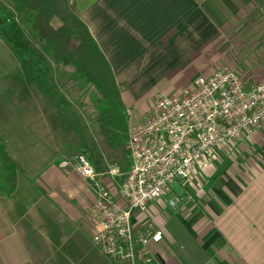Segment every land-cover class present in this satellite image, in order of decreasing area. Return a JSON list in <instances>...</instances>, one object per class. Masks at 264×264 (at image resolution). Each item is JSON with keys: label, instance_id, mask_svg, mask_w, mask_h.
<instances>
[{"label": "crops", "instance_id": "obj_1", "mask_svg": "<svg viewBox=\"0 0 264 264\" xmlns=\"http://www.w3.org/2000/svg\"><path fill=\"white\" fill-rule=\"evenodd\" d=\"M70 2L111 65L128 130L161 94L179 93L225 61L229 27L233 68L249 85L264 80V0ZM94 126L80 128L70 148L57 136L52 143L41 134L20 143L6 138L21 171L14 192L0 195V264H116L93 241L100 228L93 207L98 184L117 195L122 175L109 171L118 160L96 144ZM12 133L22 131L0 127V138ZM78 146L89 150L96 180L74 168ZM174 189L178 207L156 199L133 217L164 231L149 244L162 264H264V126L218 145L207 165Z\"/></svg>", "mask_w": 264, "mask_h": 264}, {"label": "built area", "instance_id": "obj_2", "mask_svg": "<svg viewBox=\"0 0 264 264\" xmlns=\"http://www.w3.org/2000/svg\"><path fill=\"white\" fill-rule=\"evenodd\" d=\"M263 126L264 80L249 85L229 66L198 75L179 93L161 94L148 115L128 130L130 167L118 194L98 184L93 212L100 228L94 243L121 264H162L149 244L160 241L164 231L151 221L134 223V215L156 199L178 207L177 182L202 170L218 145ZM73 164L84 177L96 180L86 153H76Z\"/></svg>", "mask_w": 264, "mask_h": 264}, {"label": "rangeland", "instance_id": "obj_3", "mask_svg": "<svg viewBox=\"0 0 264 264\" xmlns=\"http://www.w3.org/2000/svg\"><path fill=\"white\" fill-rule=\"evenodd\" d=\"M70 10L76 11L74 6ZM0 13L4 18L0 25V127L7 133L11 127L22 131V134L12 133L2 138H10V142L18 143L20 137L26 142L41 134V142L52 143L57 136L65 142V148H70L80 142V128L88 125L93 128L95 125L96 144H101L99 92L96 86L75 80L72 75L74 66L57 63L45 50L27 19L29 12L24 5L2 0ZM226 38L225 61L217 63L215 69L224 66L233 68L232 27L226 31ZM142 109H136L133 115H138ZM30 128H33L31 132ZM83 137L84 140L88 139L87 134ZM127 139L128 132L125 134V144ZM74 150L89 153L87 148L81 146ZM128 154L126 148L125 156L117 161L119 165L115 164L109 171L119 169V175L123 178L130 167Z\"/></svg>", "mask_w": 264, "mask_h": 264}, {"label": "trees", "instance_id": "obj_4", "mask_svg": "<svg viewBox=\"0 0 264 264\" xmlns=\"http://www.w3.org/2000/svg\"><path fill=\"white\" fill-rule=\"evenodd\" d=\"M12 1L27 8L32 29L54 60L74 66L72 75L75 80L96 86L102 148L113 161L121 159L127 148L128 118L120 86L88 26L76 11L71 12L74 5L70 0ZM20 171V163L9 153L6 141L0 138V195L8 196L14 192Z\"/></svg>", "mask_w": 264, "mask_h": 264}, {"label": "water", "instance_id": "obj_5", "mask_svg": "<svg viewBox=\"0 0 264 264\" xmlns=\"http://www.w3.org/2000/svg\"><path fill=\"white\" fill-rule=\"evenodd\" d=\"M4 22V18L2 17L1 13H0V25Z\"/></svg>", "mask_w": 264, "mask_h": 264}]
</instances>
